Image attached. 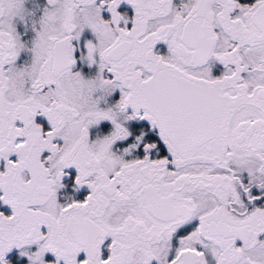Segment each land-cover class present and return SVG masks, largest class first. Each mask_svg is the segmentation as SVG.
I'll return each mask as SVG.
<instances>
[{
  "label": "snow or ice",
  "instance_id": "snow-or-ice-1",
  "mask_svg": "<svg viewBox=\"0 0 264 264\" xmlns=\"http://www.w3.org/2000/svg\"><path fill=\"white\" fill-rule=\"evenodd\" d=\"M0 264H264V0H0Z\"/></svg>",
  "mask_w": 264,
  "mask_h": 264
}]
</instances>
